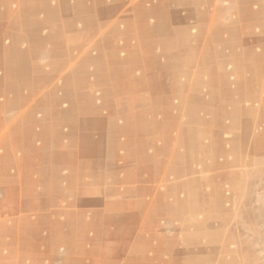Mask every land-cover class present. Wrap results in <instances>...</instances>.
Listing matches in <instances>:
<instances>
[{
	"label": "rangeland",
	"instance_id": "1",
	"mask_svg": "<svg viewBox=\"0 0 264 264\" xmlns=\"http://www.w3.org/2000/svg\"><path fill=\"white\" fill-rule=\"evenodd\" d=\"M0 264H264V0H0Z\"/></svg>",
	"mask_w": 264,
	"mask_h": 264
}]
</instances>
